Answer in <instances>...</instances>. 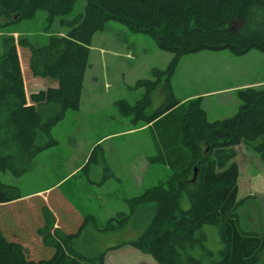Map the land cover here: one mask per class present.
Wrapping results in <instances>:
<instances>
[{
    "label": "trees",
    "instance_id": "trees-1",
    "mask_svg": "<svg viewBox=\"0 0 264 264\" xmlns=\"http://www.w3.org/2000/svg\"><path fill=\"white\" fill-rule=\"evenodd\" d=\"M85 1L83 11L68 18L76 0H0L1 29L42 11L48 18H64L58 28L65 35L52 34L42 42L27 36L15 40L12 34L2 38L0 171L21 178L35 170L40 153L56 147L51 131L79 106L93 35L109 21L123 24L154 38L158 49L172 56L166 70L154 71L156 80L151 82L153 90L166 77L160 106L143 114L151 107L146 86L143 98L131 108L133 124L149 126L155 155L148 163L165 166L170 178L165 186L129 199L128 214L118 212L107 220L108 229L118 228L136 216L133 223L143 228L136 239L110 250L128 246L156 264H264V232L254 230L250 218L248 223L241 214L255 199L238 198L234 162L240 144L264 157V85L243 88L235 114L210 121L200 99L184 108L169 84L180 59L189 54L264 53V0ZM14 51L25 54L29 75L46 84L45 96L32 105L25 125L19 118L23 96L12 89ZM104 168L110 169L107 164ZM112 177V172L106 176ZM21 198L18 187L0 180V264H104L107 250L99 247L96 221L81 220L56 192L46 202ZM205 225L218 228L222 250L216 257L205 249Z\"/></svg>",
    "mask_w": 264,
    "mask_h": 264
},
{
    "label": "rangeland",
    "instance_id": "rangeland-1",
    "mask_svg": "<svg viewBox=\"0 0 264 264\" xmlns=\"http://www.w3.org/2000/svg\"><path fill=\"white\" fill-rule=\"evenodd\" d=\"M85 2L76 0L67 17L81 13ZM49 18L38 11L31 20H13V24L0 28V54L2 38L11 34L15 40L27 36L39 42L52 34L65 36L58 28L59 20L64 18ZM16 52L11 59L15 63L12 89L23 96L19 118L25 120V125L32 117V105L45 96L46 84L29 75L25 54L20 51L17 56ZM171 57L158 49L154 38L134 33L114 21L105 23L92 38L88 67L79 87V106L68 111L51 131L58 142L56 147L42 152L35 170L21 178L0 171V180L18 187L21 199L36 197L46 202L45 197L56 192L80 219L96 221L99 247L107 250L104 264H156L147 254L128 246L110 250L140 235L143 228L133 223L136 216L118 228L111 225L108 229L106 225L116 213H129V199L154 186H165L170 178L165 166L148 163V157L155 155L149 126L143 122L134 125L131 108L143 98L146 86L151 89V107L143 114L150 115L160 106L165 96L166 77L154 84L153 90L151 82L156 80L154 71L166 70ZM169 84L175 99L184 108L188 102L200 99L208 120L229 118L240 103V90L264 85V53L250 51L242 57L232 56L228 51L189 54L180 59ZM235 151L234 162L239 169L238 198L255 199V204L244 207L241 214L248 223L250 218L254 230L263 233L264 157L244 144L237 145ZM105 164L110 168L107 171ZM83 167L86 168L82 170ZM111 172L114 177L106 178ZM202 232L206 238L205 249L218 256L222 250L218 228L205 225ZM24 250L29 257V248L24 246Z\"/></svg>",
    "mask_w": 264,
    "mask_h": 264
},
{
    "label": "crops",
    "instance_id": "crops-1",
    "mask_svg": "<svg viewBox=\"0 0 264 264\" xmlns=\"http://www.w3.org/2000/svg\"><path fill=\"white\" fill-rule=\"evenodd\" d=\"M234 105H235V103H234ZM236 105H237V101H236ZM238 105H239V104H238ZM236 107H237V106H236ZM205 112H206V111H205ZM206 113H207V112H206ZM40 154H41V153H40ZM40 154H39V155H40ZM39 155H38V156H39ZM37 162H38V157H37ZM34 196H35V195H34ZM45 199H47V198L45 197ZM72 210H73V209H72ZM82 218H83V217H81V220H82Z\"/></svg>",
    "mask_w": 264,
    "mask_h": 264
}]
</instances>
